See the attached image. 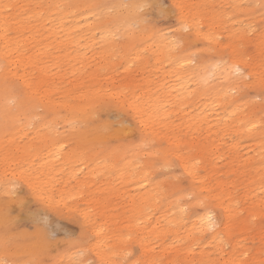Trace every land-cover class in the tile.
Returning a JSON list of instances; mask_svg holds the SVG:
<instances>
[{
    "label": "rangeland",
    "instance_id": "374dc122",
    "mask_svg": "<svg viewBox=\"0 0 264 264\" xmlns=\"http://www.w3.org/2000/svg\"><path fill=\"white\" fill-rule=\"evenodd\" d=\"M81 1H85L84 4ZM135 4L139 0H98L97 3H107L116 5V10L111 15H103L98 18L89 10L88 6L94 5L90 0H18L10 9H6L5 14L9 17L18 14L22 19L23 28L11 27L8 37L16 43L17 38L22 39L24 51L31 49L33 55L29 65L21 64L18 60L22 57L11 60L9 55L7 63L0 59V88H9L10 91L18 93L20 97L28 95V84L35 82V92L32 98L35 101V112H40L45 118H49L50 109L54 111L53 120L48 125L42 124L43 129L32 124L24 126V120L21 118V132L12 134L2 130L0 133V170H5L4 174L12 182H16L15 195L23 196L26 207L21 208L20 204L13 203L10 209L12 222L21 217L22 213L26 216L30 209L33 212L47 214L50 226L53 230H58L60 226L69 231H77L78 224L70 222V218H76L81 221L89 217L94 224L102 221L106 227V232H111L113 241L116 242V233H122L125 242L118 244L115 248V255L112 259L117 264L125 259L124 253L132 251V259H139L142 264H148L146 254L141 252L142 246L134 240L138 236L137 229L130 231L131 239L126 240V227L130 216V199L135 197L138 200L137 180L142 174L150 181L151 189H155V200L157 201V210L153 216L156 220L162 219L163 208L168 203L167 211L171 210L172 215L177 218L182 217V223L188 222L194 217L189 213H182L181 198L174 200L178 190L186 192V187L190 179L185 169L182 168V159L188 154L196 152L195 147L203 143L202 137L210 134L209 144L220 143L222 148L226 149L219 158L217 165L206 164L200 169V180L194 181L195 192L208 199L214 206L215 214L218 215L220 225L223 223V210L221 189H225L223 200L228 205V224L230 229L229 236H224L226 241L225 249L228 250L227 242H237L243 244L248 249V261L250 264H264V205L256 210L255 204L245 198V192L252 190L251 186L261 178L264 182V174L257 175L252 165L244 166L239 158L246 157L248 154H262L264 156V96L259 95L264 89V59L261 54L264 53V36L257 33L249 38L235 26L224 22L227 12L233 13L234 9H228L226 6L237 4L235 0H166L169 5H204L210 1L214 4L211 13H205L203 8L186 9L184 15L195 16L198 20H203L201 24L202 32L197 34L193 31L188 34V39L184 47L189 52H197V62L203 59L206 62H212L216 57H232L233 60L238 58V53H244V68L247 69L248 75L252 77L251 82L244 91L233 95L231 90L229 95L221 93L218 99L220 102H226L224 106L227 110L233 109L234 113L228 122V126L219 129L221 120L216 122L211 128V133L200 132L199 141L192 139L189 128L182 122L180 115L175 113L168 123L156 121L150 130L144 129L143 123L138 115L133 111L132 106L138 103L136 109L141 115L142 102L144 100L146 86L150 87L152 96L159 98H168L166 89L168 78L182 76L189 73L191 80L194 67L181 69L175 62L177 56L186 53H170L166 43L159 35L154 34L151 25H146L141 19H132L131 23L123 24L124 17L129 9L123 5L130 6V2ZM4 0L1 2V4ZM87 2V3H86ZM257 1H248L244 4H257ZM73 5L74 7L64 10L56 8L49 9L47 5ZM43 5L45 7H38ZM42 8V18L50 17L52 23L47 21L46 27L34 33L31 37L28 26L24 21L26 11H36ZM55 9L60 16L65 15V21L62 26L64 32L72 39L66 41L61 33H55L58 18L54 14ZM245 11H249L246 9ZM255 20L260 22L258 9ZM58 15V16H59ZM0 19H4L0 17ZM242 19V17H241ZM34 22H32L33 24ZM175 28L178 26V18L169 21ZM31 24V23H29ZM164 31H168L165 25H159ZM34 27L33 29H38ZM239 32V34H237ZM48 34V36H46ZM108 34V35H107ZM107 35L108 38H104ZM211 37V38H209ZM45 40L53 44V48L48 56L43 55L44 48L42 44ZM243 43L244 48L240 49L239 45ZM71 45V46H69ZM70 49L78 55L79 68L70 66L65 62L66 55ZM85 50L88 56L82 54ZM89 50V51H88ZM103 50L107 54L101 57H94L93 51ZM19 52V51H18ZM129 60V61H128ZM8 61L11 65H8ZM132 67H129V65ZM6 65V68H5ZM73 69V71H72ZM24 74V79L22 75ZM218 75H212L209 78V87L219 81ZM33 77L34 79H30ZM193 78H195L193 76ZM23 79V80H22ZM193 87V85H192ZM79 89H82L79 91ZM195 89V88H194ZM211 88H209L210 90ZM121 92L116 94L115 92ZM195 91V90H194ZM216 95H199L195 92L186 107V112L191 114L195 107L201 111L206 99H212ZM27 98V99H28ZM72 102H81L89 104L91 110V120H74L70 122L65 119L64 106ZM11 106L16 104L10 99ZM43 104V106H40ZM14 107L13 111H16ZM260 110V111H259ZM255 115L260 119L261 124L257 131L247 133L242 129L244 122L250 115ZM222 116V113L219 114ZM238 118V119H237ZM37 123V119L33 118ZM108 123L109 127L119 128L121 125H127L128 131L120 136L116 141L111 133H106L102 139H92V141H83L81 144L77 138L71 136V130L79 132L92 129L93 126ZM75 123L77 126L72 127ZM45 132L47 136L41 138ZM59 136H65L60 138ZM58 140H65L64 152L66 155L59 160H52L53 151L45 148L43 143H51ZM116 141V142H114ZM207 143V142H206ZM87 147H84V145ZM137 145L136 150L132 151L129 146ZM148 147L152 152H160L162 157H167L175 161V166L171 169L172 174L179 175L184 173L183 179L178 182L176 194L170 188V183L166 182L158 186L156 178L160 176L157 168L151 167V161L155 157L141 149ZM50 148V147H49ZM134 149V148H133ZM255 150V152H253ZM132 151L130 154L129 152ZM67 156H69L67 158ZM164 163V159H161ZM23 166L21 169L20 166ZM212 166H214L212 168ZM30 175H36L37 181L34 185L30 183ZM259 177V178H258ZM248 185V187H244ZM250 186V187H249ZM168 188V191L164 189ZM142 189V188H141ZM46 193H51L50 201L46 198ZM229 193V194H228ZM60 195V196H59ZM187 195V194H186ZM248 195V194H247ZM60 197L61 200L56 202L55 199ZM187 197V196H186ZM252 201L261 200L262 197H253ZM180 205V207L178 206ZM259 208L261 210H259ZM234 209V210H233ZM258 211V212H257ZM184 216L188 218L184 219ZM246 217V218H243ZM239 223L240 227L246 226L244 232L234 226ZM161 228H165L164 221L159 223ZM14 227V225H12ZM133 227V225L131 226ZM187 225L184 223V228ZM93 228V229H94ZM91 230L92 242L89 248L92 249L89 259L97 261L98 249L94 248L96 236ZM182 229V230H183ZM12 235H19L23 242H19L21 248H27L32 237L27 238V234L37 233L42 242V237L38 231H30L26 228L10 230ZM173 235L167 233L163 236L160 247H156L149 252V256L158 257L162 264H185L189 257L192 262L197 259L196 249L186 257L187 248L179 245L177 240L171 241ZM62 236H58L61 239ZM133 238V239H132ZM143 240L146 241L145 237ZM207 237H204V241ZM43 243V242H42ZM172 244L171 251H165L164 246ZM187 244V243H186ZM44 245V252L40 256L26 255L29 260H37L40 264H52L53 261L66 259L63 254V248L57 251H51ZM53 247H55L53 245ZM259 250V251H258ZM259 257L260 261L252 262L253 256ZM0 259L21 260L19 255L7 257L1 252ZM217 261L218 254L213 253ZM202 264H205L204 262Z\"/></svg>",
    "mask_w": 264,
    "mask_h": 264
},
{
    "label": "bare ground",
    "instance_id": "6f19581e",
    "mask_svg": "<svg viewBox=\"0 0 264 264\" xmlns=\"http://www.w3.org/2000/svg\"><path fill=\"white\" fill-rule=\"evenodd\" d=\"M3 0H0V17H3L4 19H0V59L2 62L7 63V57L5 54H15L14 56H10L11 60L14 61V59H18L19 57H22L23 59H18L22 66L23 64H28L31 61L32 58V51L29 49L28 51H24V48H22L23 42L22 39L17 38L16 43L8 37L11 27L13 28H23L21 26L22 19L19 18V15H13L8 16L5 14L6 9H10L15 2L18 0H4V2L1 4ZM94 3H97L98 0H90ZM229 0H225V2H228ZM237 3H246L250 0H235ZM251 1H257V0H251ZM85 1H81V3L84 4ZM87 3V2H86ZM135 3L133 1L130 2L129 9L125 15V19L123 24H129L131 23L132 19H136L137 14L135 12V8L133 7ZM204 5H207V7L203 8V11L205 13H211L214 9V4L210 1L209 3H204ZM5 9V11H4ZM42 8H39L36 11H26L24 12L25 17L24 21L26 23V26H28V31L30 32L31 37L34 33L38 32L40 29H44L46 27L47 21H50L52 23L53 19L50 17H44L42 18ZM54 14H58V12L53 9ZM233 13L227 12L226 14V20L224 19V22H229L230 25L234 26V22L232 20H229L228 17L231 16ZM59 15V14H58ZM55 15L58 18H54L58 20L56 27H54L55 33H61L60 36H65V40L68 42H71L72 39L68 35V32H64L62 29V26L65 21V15L58 16ZM32 22H34L32 24ZM201 24L204 23L203 20L200 21ZM31 23V24H29ZM39 27L38 29H33L34 27ZM108 35V34H107ZM105 35L104 38H108V36ZM48 36V34L46 35ZM71 46V45H69ZM42 47L44 48L43 55L46 57L50 54L51 49L53 48V44L45 40L42 44ZM19 51V52H18ZM89 51V50H88ZM69 47L68 53L65 58V62H67L70 66L79 68L78 66V55L76 53H73ZM82 54L84 56H88L87 52L83 49ZM92 54H94V57H101L107 52L100 50V51H93ZM184 55V54H183ZM221 56L216 57L212 62H206L203 59H199L198 63L194 66V71L190 70V73L192 74L191 80L188 77L189 73H185L182 76H176L173 77L174 74H172L167 81L166 89L168 91V98H159L157 96H152V92L150 91V87L146 86L145 93L142 95L144 96V100L142 102V114H139V111L136 109L138 106V103L133 104L132 109L133 111L138 115V117L141 119L140 121L143 123L144 129L150 130L151 126L156 121H164L165 123H168L173 115L175 113L180 115V118L182 122H185V125L189 128L191 134L197 133L196 135L192 136V139L195 141H199L198 138L201 137L198 133L200 132H207L211 133V128L216 125V122L221 120L219 129L225 128L228 126V122L231 119V116L233 115L234 111L233 109L227 110L224 106L226 105V102H220L218 99L221 97V93L225 96L229 95V91L233 87L227 79L226 75H221L222 69H216L215 64L219 61ZM261 57L264 59V53L261 54ZM129 61V60H128ZM233 60V62H235ZM183 64V61H180L178 65ZM8 65H11V62L8 61ZM133 63L129 65V67H132ZM245 60L242 59L241 66L244 67ZM6 68V65H5ZM189 67H186V69ZM73 71V69H72ZM22 78L24 79V74H21ZM212 75H218L219 81L215 84H213V87H209V78ZM193 76L195 78H193ZM22 79V80H23ZM30 79H34L31 77ZM193 85V87H192ZM35 82L32 84H28V95H30V99L26 95V89L24 90V95L22 97L19 96L18 93H14L9 90V88H0V133L2 130L8 131L9 133L15 134L18 132H21V123H19V120L23 118L24 120V126H30L32 124H37L38 127L43 129L42 124L48 125V122L54 118L55 113L53 110L50 109L49 111V118H45L40 112H35L36 107L38 105H34L35 101L32 98V93L35 92ZM195 88V89H194ZM209 88H211L209 90ZM82 89H79L81 91ZM195 90V91H194ZM195 92H198L199 95H216V97L212 99H206L204 101V108L199 111L198 107H195V110L189 114L186 112V107L188 103L190 102V99L194 95ZM116 94H120L121 92H115ZM28 98V99H27ZM12 99V101L16 104L15 106H11L9 101ZM40 106H43L41 104ZM14 107H17L16 111L14 110ZM66 108L65 110V119L69 120L70 122L74 120H87L89 122L91 120V114L95 110H91V107L89 104L81 103V102H72L66 104L64 106ZM260 111V110H259ZM222 113V116H219V114ZM257 112H254L252 115L248 117V119L244 122L242 129L245 130L247 133H253L258 130L260 127L261 121L259 118L256 117ZM37 119V123L34 122V118ZM238 119V118H237ZM252 125H256L254 129L249 131L250 128H252ZM109 127L108 123H101L98 125L93 126L92 129H87L85 131L79 132L75 129L71 130V136L73 138H77L78 142L81 144L83 141H92V139H102L105 136V128ZM121 127V126H120ZM2 129V130H1ZM152 129V128H151ZM128 131V127H125L121 133L123 135L125 132ZM42 135V139L47 136L45 132ZM209 136L210 134H207L206 136L202 137L203 143H201L200 146L196 145H190V147H195L196 152L194 154H188L182 159V168H187L189 171L196 174L195 178L188 176L190 179V182H188V185L186 187V192L179 191L177 195L174 197V200L180 199L181 194L184 198L191 193L195 196H198L200 199H206L203 196L199 195V191L195 192V187L192 184L196 180H200V169L206 166V164H214L215 167L217 165V162L219 158L223 155L224 148H222V145L220 143L215 144H209ZM60 138H64L65 136H59ZM65 140H58L51 143H43L45 144V148H48L49 151H53L54 154L52 155V160H59L62 159L66 154L64 153V148L61 147V145L65 146ZM207 142V143H206ZM50 147V148H49ZM133 150L138 149L137 145L129 146ZM134 148V149H133ZM132 151L129 153L131 154ZM255 152V150L253 151ZM69 156H67L68 158ZM64 159V158H63ZM239 161L241 164H244V166L252 165L257 173V175L261 176L264 174V156L262 154H248L246 157L239 158ZM214 166H212L213 168ZM5 170H0V249L1 252L6 255L7 257L16 256L19 255L21 257V262L24 264L25 261L29 260V258L26 255L29 256H40L44 252V245L40 241V239L37 237L39 236L37 233H33L32 235L27 234V238L32 237L30 240V244L27 248H21V245L18 242H13L10 247L5 248L4 246V240H5V231L6 228L12 227V219L10 217V209L11 205L13 203H16L17 205L21 203V201H24L23 196H16L13 195V191L15 192V189H13V184L11 183L12 180L7 178L4 174ZM147 174H142L138 182V192H136V196L138 200L135 201V197L130 199V216L128 219V224L126 229V240L129 241L128 237L130 236V231L133 229H137L138 236L134 238L135 241H137L141 246L143 253V256L146 254V261L148 264H155L156 261H158V257L156 256H149V252L154 250L157 246L160 247L163 236L167 233H171L173 235L171 241L177 240L179 245H184L185 248H187L186 257H189V253L193 252V249H196L197 251V259L195 262H192V258H187L184 262L185 264H202L203 262L205 264H250L251 261H248L250 257H248V249L243 245L239 244L237 242H230V240L227 242L228 250L225 249L226 247V241L224 240V236H229L230 229L228 224V218L230 215L228 214V205L223 200L225 196V189H221L220 193L222 194V199L220 200V204L222 203V210H223V223L220 225V221L218 220V215H216V222L219 225V228L216 232H207V231H198V228L200 226L199 219L194 216L187 224V222H184L187 227L183 229L184 223L181 222L183 220L182 217L177 218L178 221L174 218L172 215L171 210L168 212L166 203L165 207L163 208V214L162 219L156 220L153 218L156 210H157V201L155 200L156 194L155 189H151L150 181L145 176ZM259 178V177H258ZM30 183L31 185H34L37 181L36 175H30ZM258 182L254 183L251 186L252 190L248 193L245 192V198H248L249 202L252 204H255L256 210L261 205H264V182L261 180V178L256 180ZM249 186V187H250ZM244 187H248V185H245ZM142 188V189H141ZM187 194V195H186ZM229 194V193H228ZM248 194V195H247ZM60 196V195H59ZM262 197V199L259 201L256 199V201H252L253 197ZM46 198L48 201L51 200L52 194L46 193ZM61 200L60 197L56 198L55 201L59 202ZM208 200V199H207ZM209 201V200H208ZM210 202V201H209ZM180 207V205L178 204ZM214 209V206H212ZM181 205V209H182ZM234 210V209H233ZM259 210H261L259 208ZM258 212V211H257ZM183 213V212H182ZM188 218V216H184V219ZM246 218V217H243ZM164 221L165 225L168 224L165 228H161L160 222ZM133 225V227H131ZM234 226H236L240 230V233H243L245 230L244 228L246 226L240 227L238 221L234 223ZM183 229V230H182ZM93 233L96 236V240L94 243V248L98 249V258L101 261H109L111 264H117L112 259V256L115 255V248L120 243L125 242L124 237H121L123 235L122 233H116V242H112L113 237L111 232H106V227L103 226L102 221L98 222L96 227L93 229ZM20 235V234H19ZM19 235H12V232L10 230L7 233V238L13 239L15 237H19ZM143 237H145L146 241L143 240ZM207 237V239L204 241V237ZM25 237V236H24ZM24 237L20 238L23 239ZM221 238H223V243L221 242ZM133 239V238H132ZM187 243V244H186ZM173 249L172 244H167L164 246L165 251H171ZM259 251V250H258ZM213 253L218 254L217 261L215 260ZM1 257V256H0ZM255 260H262L256 255L252 257V262ZM264 261V260H262Z\"/></svg>",
    "mask_w": 264,
    "mask_h": 264
},
{
    "label": "snow or ice",
    "instance_id": "6c2138e0",
    "mask_svg": "<svg viewBox=\"0 0 264 264\" xmlns=\"http://www.w3.org/2000/svg\"><path fill=\"white\" fill-rule=\"evenodd\" d=\"M38 7H45L40 5ZM49 9L56 8L57 10H64L66 8L74 7L73 5H47ZM127 8L128 5H123ZM137 17L142 20L146 25H151L154 29V34L159 35L160 38L166 43V46L170 53H186L184 55L177 56L176 63L179 64L180 61H183V64L179 66L181 69L185 67H194L197 62L198 53L193 51L189 52L187 48L184 47L186 40L189 38L188 34L195 31L197 34L202 32L201 22L195 16H186L184 12L186 9L191 8H205L207 5H185V4H173L169 5L166 0H139L137 4L133 6ZM228 9H234L231 16L228 17L229 20L234 22V26L240 30L243 34L249 38L255 36L257 33H260L261 36H264V0H260L257 4H230L226 6ZM248 9L249 11H245ZM253 9L259 10L260 22L257 23L255 20L256 12L252 11ZM88 10L98 18L103 15H111L116 10V5H110L107 3H97L94 5L88 6ZM242 17V19H241ZM173 18H178V26L173 27L169 23ZM159 25H165L168 31H164L163 28ZM239 34V32L237 33ZM211 38V37H209ZM264 43V41H262ZM240 49L244 48V44L239 45ZM244 53L241 51L238 53V58L233 62L232 57L221 56L219 61L215 64L216 69H222L221 75H226L229 83L233 85L231 92L233 95L238 92L244 91L247 85L251 82L252 77L247 73V69L241 66V61L243 59ZM259 95L264 96V89H262ZM75 123L72 124V127H76ZM125 127H130L127 125H121V127L116 128L106 127V133H111L116 137V141L120 139L121 133ZM256 125H252L251 131ZM261 127H264V123L261 124ZM127 135V133H125ZM114 141V142H116ZM62 148L66 151L67 148L64 145H61ZM84 147H87L85 144ZM142 151L148 153L150 156L155 157L151 161V167L157 168L160 172V176L156 178L157 185H163L164 183H170V188L173 191V194H176L178 187V182L183 179L184 173L179 175H174L171 172V169L175 166V161L168 159L167 157H162L160 152H152L148 147L141 149ZM161 159H164V163H161ZM23 169V166H20ZM185 172L188 176L195 178L196 174L189 171L185 168ZM13 184V189L16 187V182H11ZM168 191V188L164 189ZM15 195V192L12 193ZM181 203L184 204V207L181 209L183 213L191 212L192 215L196 216L200 221V226L198 231H207V232H216L219 228V225L216 222V214L207 199H200L198 196H195L191 193L187 195L186 198L181 194ZM20 206L22 209L26 207L24 201H21ZM70 222L79 225L78 232L73 230L69 231L60 226L58 230H53L50 226V221L47 217V214H40L33 212L30 209L27 211L25 216L23 213L21 217L13 221L12 224L14 227L6 228L5 231V240L4 246L8 248L13 242H23L19 237L13 239L7 238V233L9 230H15L19 228H26L30 231H38L42 237V242L48 247L51 251H57L58 249L63 248V254L66 259H61L58 261H53L52 264H97V261L89 259V255L92 252V249L89 248V245L92 242L91 230L94 228V224L89 217H85L83 221L70 218ZM58 236H62L61 239H58ZM131 239V236L128 237ZM223 243V238H221ZM53 245L55 247H53ZM195 250V249H193ZM125 259L121 264H142V261L139 259H132L133 252L126 251L124 253ZM0 264H22L21 260H7L0 259ZM24 264H40L39 261L27 260ZM101 264H111L109 261H101ZM155 264H162L161 261H156Z\"/></svg>",
    "mask_w": 264,
    "mask_h": 264
}]
</instances>
